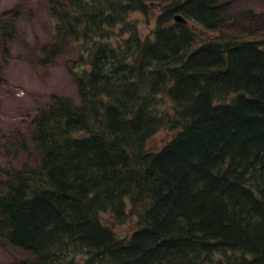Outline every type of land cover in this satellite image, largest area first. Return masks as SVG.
Returning a JSON list of instances; mask_svg holds the SVG:
<instances>
[{"label": "trees", "instance_id": "trees-1", "mask_svg": "<svg viewBox=\"0 0 264 264\" xmlns=\"http://www.w3.org/2000/svg\"><path fill=\"white\" fill-rule=\"evenodd\" d=\"M47 3L41 52L81 43L80 103L51 95L31 118L40 163L0 166V240L28 253L11 264H264V25L224 30L216 0ZM149 4L142 36L130 16ZM18 13H2L3 56Z\"/></svg>", "mask_w": 264, "mask_h": 264}, {"label": "rangeland", "instance_id": "rangeland-1", "mask_svg": "<svg viewBox=\"0 0 264 264\" xmlns=\"http://www.w3.org/2000/svg\"><path fill=\"white\" fill-rule=\"evenodd\" d=\"M47 1L0 0V22L5 21L3 12L14 8L20 10L13 21L15 32L7 43L8 55L0 53V166L4 170L40 163L41 156L30 138V121L37 109L49 103L52 94L64 95L74 103H80L77 86L66 67L72 66L71 61L82 54L81 43L71 36H64L60 55L41 52L43 46L53 42L55 33V22L47 11ZM216 1L226 4V11L232 18L231 28L228 25L224 30L239 31L248 27L252 29V26L259 30L264 25V0ZM246 10L252 12L250 16H234ZM159 12L157 4H149L146 15L135 12L130 19L135 20L138 31L144 36L150 34L154 15ZM197 32L201 36L208 34ZM40 56L52 59V65L43 67L37 62ZM168 137V132L160 131L149 144L159 145ZM103 220L114 222L109 214H103ZM132 225L131 220L125 225L116 224L115 229L119 235H125L132 230ZM26 257L28 253L24 250L0 240V264H10Z\"/></svg>", "mask_w": 264, "mask_h": 264}, {"label": "bare ground", "instance_id": "bare-ground-1", "mask_svg": "<svg viewBox=\"0 0 264 264\" xmlns=\"http://www.w3.org/2000/svg\"><path fill=\"white\" fill-rule=\"evenodd\" d=\"M16 17V16H15ZM85 23V22H84ZM253 35H255V34H253ZM97 61V60H96ZM77 73V72H76ZM154 74V73H153ZM79 82V81H78ZM136 83V82H135ZM135 92V91H134ZM238 98V97H237ZM233 102V101H232ZM234 103V102H233ZM233 105V104H232ZM139 119V118H138ZM121 121V120H120ZM182 124V123H181ZM241 125V124H240ZM184 131V130H183ZM217 132V131H216ZM176 137V136H175ZM228 137V136H227ZM138 138V137H137ZM224 140H225V138H224ZM227 140V139H226ZM231 142V141H230ZM125 153V152H124ZM143 154V153H142ZM139 156V155H138ZM132 158V157H131ZM142 158V157H141ZM231 158V157H230ZM248 159V158H247ZM124 160V159H123ZM160 160V159H159ZM264 164V163H263ZM127 166V165H126ZM261 166V165H260ZM252 167V166H251ZM143 175V174H142ZM237 179V178H236ZM110 181V180H109ZM144 186V185H143ZM208 187V186H207ZM140 194V193H139ZM155 194V193H154ZM206 194V193H205ZM110 198V197H109ZM161 198H162V196H161ZM35 199V198H34ZM110 200V199H109ZM93 204V203H92ZM183 204V203H182ZM114 206V205H113ZM200 213V212H199ZM144 225V224H143ZM233 225V224H232ZM98 226V225H97ZM189 231V230H188ZM222 236V235H221ZM125 240V239H124ZM112 243V242H111ZM41 245V244H40ZM213 246V245H212ZM211 247V246H210ZM219 248V247H218ZM71 249V248H70ZM215 253V252H214ZM214 253H213V255H214ZM207 254H209V253H207ZM45 255V254H44ZM205 260V259H204ZM121 261V260H120ZM210 263V262H209Z\"/></svg>", "mask_w": 264, "mask_h": 264}, {"label": "water", "instance_id": "water-1", "mask_svg": "<svg viewBox=\"0 0 264 264\" xmlns=\"http://www.w3.org/2000/svg\"><path fill=\"white\" fill-rule=\"evenodd\" d=\"M175 20L185 22V20L180 15H176Z\"/></svg>", "mask_w": 264, "mask_h": 264}]
</instances>
